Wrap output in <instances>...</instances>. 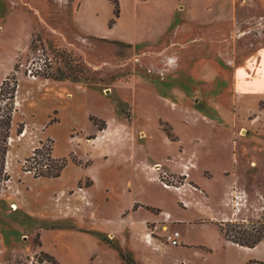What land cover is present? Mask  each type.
<instances>
[{
  "label": "rangeland",
  "instance_id": "obj_1",
  "mask_svg": "<svg viewBox=\"0 0 264 264\" xmlns=\"http://www.w3.org/2000/svg\"><path fill=\"white\" fill-rule=\"evenodd\" d=\"M40 59L43 70L32 78L27 69ZM7 73L17 112L12 182L0 195V264L49 261L41 250L58 264L264 261L260 243L254 251L224 243L229 228L244 243L264 234V0H0V80ZM99 135L104 141L95 144ZM44 145L66 163L67 217L44 207L63 183L28 172L26 159ZM132 158H149L161 181L192 188L185 200L193 203H178L199 216L183 226L132 206L119 217L118 235L103 234L108 246L98 244L82 232L114 230L103 213L163 198L157 185L122 193L121 173ZM81 170L96 179L82 221L77 193L92 181L77 182ZM222 185L246 194L239 215L226 202L227 221L211 210L217 203L209 188ZM212 219L220 232L200 226ZM173 231L182 246L165 243Z\"/></svg>",
  "mask_w": 264,
  "mask_h": 264
},
{
  "label": "crops",
  "instance_id": "obj_2",
  "mask_svg": "<svg viewBox=\"0 0 264 264\" xmlns=\"http://www.w3.org/2000/svg\"><path fill=\"white\" fill-rule=\"evenodd\" d=\"M8 75V73L6 74V76ZM4 76L2 78V80H0V87L3 83V81H5L8 76L6 77ZM107 138V137H106ZM104 141V135H99L96 140H95V144H101ZM184 164L181 165V170L184 173ZM225 167H221V171H225L224 170ZM83 170H81L82 172ZM68 172L67 168L64 171V173L62 174V176L60 178H56L55 180H60V182H62L63 184H61L60 189L57 191V194L53 195L51 194L50 196H52V199H47L44 207L46 210H51L54 214H58L59 216H63V217H67L70 213H69V209L68 208V201L69 200V186L67 183V180H65V175ZM124 173H121V177H120V183H121V191L124 195L126 196H131L133 194H136L137 191H146V189L150 186V185H157L161 191V195L163 198H158V199H150L148 202H140L138 199H134L132 201V203L129 206H123L120 209H118L116 211L115 214H111V213H103L102 216L106 217L107 220L105 221V223L107 224V221H109L111 224H116V227H111L114 230H109L107 232H101V231H96V232H82V233H88V237L89 235L95 234V239H93L96 243L98 244H105L106 246H108L101 238L103 237V234H112V236H117L118 235V220L120 215L122 216V214L126 211L129 210L132 206L134 207V211L138 212V213H142V211L144 210H159V215H157L159 218H163V220L165 222H168L169 219H172L173 221L179 222L180 224H184L183 226H188L190 225V223L192 221H194L196 218H198L199 213L197 214H188L189 209H191V206H189L187 209L181 207L178 203V201H183L185 206H188V204H192L193 202H189L187 200H185V196L187 197V193H191L193 195H195L194 190L192 188H190L187 184H185L182 187H172V188H165L163 187L161 180H160V176H161V172L160 170H156L150 163V159L146 158L145 160L142 161H137L135 160V158L131 159V163L129 164V168L128 169H123ZM182 173V174H183ZM89 177L92 181V185L88 187V189L85 191V193L83 194L82 191L77 193V198L79 200V205H80V210L83 207L85 214L84 216L81 215L80 216V220H87L86 217L88 216V213L86 212V203L85 200L88 198V196L90 194V190L94 187V185L96 184V179L94 178V176H90V172L88 173H84V171L82 173H80L78 175L77 178V182L81 181L82 177ZM43 180H38V181H44ZM49 180V179H48ZM76 180V179H75ZM110 190H108L109 192ZM181 192L182 194L179 195V192ZM209 191L216 193L214 194L216 197V203L217 206H213L212 210V214L213 216L217 215L220 216L222 218L223 221H227V213L223 212L222 208H225L226 206V202L228 201V198H232L234 197L238 192H242V191H237L236 193L234 192V188L232 186H227L226 188L222 185L221 187H219V189H214V191H212L209 188ZM222 191L225 192L222 196ZM245 193V192H243ZM17 195V194H16ZM213 195V196H214ZM246 195V194H245ZM58 196V197H57ZM220 197H222V200L220 201ZM68 198V199H67ZM200 199V198H198ZM84 202V203H83ZM171 203L172 204V208L175 209L177 212H180L179 214H175L172 212V208L170 209L167 204ZM16 204L17 206H19V203L14 202L11 205ZM199 204V203H198ZM136 206H138L140 210H136ZM223 206V207H222ZM233 206V205H232ZM234 208V206H233ZM235 209V208H234ZM174 211V210H173ZM184 213H186V215L184 216ZM237 213V212H236ZM95 214V213H94ZM240 213H237V215H239ZM179 215H183V218H179ZM95 216H97V214H95ZM144 217V216H143ZM142 217V218H143ZM213 221H211V223L208 224H194L191 225L193 227L200 225V226H205V227H209V228H216L219 232V227L217 226V224H215L217 221L215 219H212ZM219 220V219H217ZM159 226H157L158 229ZM192 227V228H193ZM188 228V227H187ZM156 231L151 230L150 233H146L145 234V241L146 243L150 246V244L152 243V239H153V234H155ZM170 233V232H168ZM167 233H165L166 235ZM222 234V233H221ZM164 235V236H165ZM163 236V238H164ZM223 237V236H222ZM224 243L229 245H233L232 242L226 241L224 240ZM184 244V239L183 236H181V245L182 246ZM264 246V241L260 242V246ZM110 247V246H109ZM257 247V246H256ZM259 247V246H258ZM241 249H243L244 251L246 250H253L247 247H242L240 246ZM255 248V247H254ZM254 251V250H253ZM41 252H44L50 256H52L57 262H59L60 260L54 256L53 253H50L48 251L45 250H41ZM95 253H91L89 258L91 259L90 261H93L92 259H96L95 257ZM97 257V255H96ZM1 264H5V262H2Z\"/></svg>",
  "mask_w": 264,
  "mask_h": 264
},
{
  "label": "trees",
  "instance_id": "obj_3",
  "mask_svg": "<svg viewBox=\"0 0 264 264\" xmlns=\"http://www.w3.org/2000/svg\"><path fill=\"white\" fill-rule=\"evenodd\" d=\"M114 24V23H113ZM119 44H124L118 42ZM10 78L8 77L2 84L0 89V195L8 189L9 184L12 182V175L9 172L10 157L12 152V139L14 134V119L17 112L16 107V89L15 87H9ZM94 121H96L94 119ZM106 125V124H105ZM105 125L99 128L103 130ZM24 125H20L16 131L17 135H21L24 131ZM51 149L45 145L40 148L34 149L31 156L26 159V163L30 164L28 172H35V178H58L61 176L62 170L66 167V163H57L56 160L51 158ZM230 228L227 229L224 234L228 237V240L243 247L254 248L263 239L264 234L253 243H244L239 238L230 237ZM45 257L55 264H58L56 260L45 253H42ZM121 257L127 263H130L132 259L127 254L122 253ZM246 264H264L261 260H250Z\"/></svg>",
  "mask_w": 264,
  "mask_h": 264
},
{
  "label": "built area",
  "instance_id": "obj_4",
  "mask_svg": "<svg viewBox=\"0 0 264 264\" xmlns=\"http://www.w3.org/2000/svg\"><path fill=\"white\" fill-rule=\"evenodd\" d=\"M33 68L32 69L28 68L27 70L29 72V76H32V78H35L37 76L35 73L40 74L43 70L42 59H40L39 65H37L35 67V69H33ZM188 168H189L188 166H184V175H186V176L188 175L186 172L188 170ZM161 183H162L163 187H165V188H172V187L178 188L175 185H169L163 181H161ZM235 200H236V202H235ZM228 202H229V204H232L234 206L237 213H240L242 210V207H244L246 204V196L242 192H238L234 197L230 198L228 200ZM14 206L15 205H13V209L15 208ZM181 236L182 235L179 231H173V232L167 233L164 236V241L166 244H168L170 246L178 247L181 245ZM40 264H50V263L47 260H43L40 262Z\"/></svg>",
  "mask_w": 264,
  "mask_h": 264
}]
</instances>
